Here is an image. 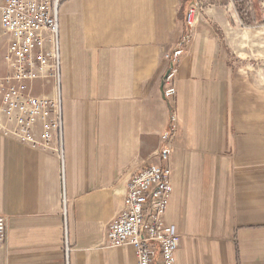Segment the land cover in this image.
<instances>
[{
	"label": "crops",
	"instance_id": "1",
	"mask_svg": "<svg viewBox=\"0 0 264 264\" xmlns=\"http://www.w3.org/2000/svg\"><path fill=\"white\" fill-rule=\"evenodd\" d=\"M190 1H63V158L0 133V264H136L107 233L130 177L158 162L172 114L163 219L180 235L176 264H264V41L223 6L188 28ZM180 46L165 98L164 54ZM29 86L56 95L52 81Z\"/></svg>",
	"mask_w": 264,
	"mask_h": 264
},
{
	"label": "built area",
	"instance_id": "2",
	"mask_svg": "<svg viewBox=\"0 0 264 264\" xmlns=\"http://www.w3.org/2000/svg\"><path fill=\"white\" fill-rule=\"evenodd\" d=\"M64 0H2L0 29L5 39L0 70V133L24 145L44 151L55 150L63 158V112L58 49V16ZM199 7L189 5L185 24L192 28ZM183 46L164 54L168 68L162 78V95L176 94L179 65L185 55ZM52 81L55 96L34 95L30 82ZM176 132V116L161 135L163 146L158 162L139 168L128 180L123 207L111 223L107 240L110 246L130 244L136 264H176L180 235L164 219L173 193L171 141ZM7 216L0 215V244L6 238ZM69 252L66 244V255Z\"/></svg>",
	"mask_w": 264,
	"mask_h": 264
},
{
	"label": "rangeland",
	"instance_id": "3",
	"mask_svg": "<svg viewBox=\"0 0 264 264\" xmlns=\"http://www.w3.org/2000/svg\"><path fill=\"white\" fill-rule=\"evenodd\" d=\"M2 0H0V5ZM197 5L199 7V17L203 11L211 6L226 7L229 15H232L243 27L250 31L256 32L258 40L264 41V0H191L189 5ZM198 17V18H199ZM264 43H262V48ZM258 48V47H257ZM259 49V48H258ZM5 52V39L0 29V62ZM264 63V59L258 63ZM4 64V63H3ZM1 72H4L0 64Z\"/></svg>",
	"mask_w": 264,
	"mask_h": 264
}]
</instances>
